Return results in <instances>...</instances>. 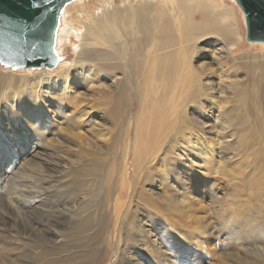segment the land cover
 I'll return each mask as SVG.
<instances>
[{"label": "bare ground", "instance_id": "obj_1", "mask_svg": "<svg viewBox=\"0 0 264 264\" xmlns=\"http://www.w3.org/2000/svg\"><path fill=\"white\" fill-rule=\"evenodd\" d=\"M113 1L102 0L100 7L92 9L86 7L84 0H71L65 3L60 8L58 24L54 32L56 66L53 69H44L36 74L19 77L11 73L0 75V93L5 94L3 105L7 104V107L13 105L12 108L21 111V117H18L15 112H11V108L7 110L9 114L6 116V128L0 127V147L4 149L9 147L14 151L24 149L25 145H21V140L26 137L19 128L22 124L30 131L35 128L40 130L37 134H42L45 138L53 135V129H47L53 116L48 115L46 104H52L54 115L62 110L61 105L65 104L69 113L62 111V117L69 126H74L72 115L78 114L75 116V121L81 129L71 141L78 151L86 152L88 147L93 153L117 151L124 159V166L118 168L117 178L109 182L110 189L117 191L115 219L122 216L119 224L121 228L116 232L122 231L128 227L129 222L126 218L130 203L139 200L136 196L137 185L146 176L149 179L154 176L159 177L166 168L167 162L173 159L186 163L187 154L192 150L199 151L204 158L212 155L209 143L207 144L204 139L206 141L204 144V136L198 129L193 128L190 122L192 119L188 123L190 114H187L190 107L194 109L197 106L194 105L199 104L196 110H199L197 113L201 116L205 107L203 100L212 96L208 82L202 81V72L207 75L210 73L202 71L203 66L201 69L193 70L191 65L194 57L200 59L205 57L199 52L212 48L213 52H217L222 58V69L225 71L226 80L224 84L229 96L225 93V100H222L225 103L222 102L220 107L219 104H215L211 111H214V114L216 112L217 124H220L219 128L223 134L230 132V136L233 130L231 127L235 124L230 116L235 112L236 132L241 136L239 142L244 149L240 158L242 180L238 179L237 185L242 188L243 194L251 199L245 202L251 209V219L246 225L264 226V42H249L250 45H260L259 51L233 54V49L242 44V36L239 24L236 22L234 5L226 0H137L126 1L121 5H115ZM231 1L236 3L235 0ZM66 12L73 15L65 20L62 17L61 22L62 14ZM70 35L75 38L72 46L74 60L71 65L67 62L61 63L59 55L61 52L59 43ZM3 73L0 71V74ZM101 73L102 75L99 76L98 74ZM74 80L88 81L92 85L88 88H93L91 90L97 95L95 107L107 108L110 111L109 119L106 118L104 111H96L92 103L89 108L82 107L71 112V109L76 107L70 83ZM15 85L19 87L18 92L10 94V89ZM8 100L12 103L6 102ZM209 102H212L211 99ZM132 103L137 109L139 108V115L135 119L130 110ZM144 106H146V114ZM28 108L30 110H27ZM92 108L95 111L92 112ZM204 117L207 122L208 116L205 114ZM168 118L173 122L171 127L167 126L169 128L165 127L167 124H163ZM99 119L107 121L102 124ZM108 120H111L112 127L107 126ZM253 134L261 137L262 145L260 150L251 152L250 147L253 142H250V139ZM33 140V136L30 135L26 143L31 145L38 143ZM52 146L49 147L54 149L55 147ZM172 169H177V164H173ZM79 170L82 171L81 165ZM86 174L89 173L85 172L82 179L78 180L76 189L79 190L77 189V195L74 193L76 195L73 197L74 203L83 202L84 196L89 193L84 185H92L93 177ZM130 177L133 178V181L132 179L130 181L135 183L131 199L129 198L131 183L128 182ZM251 179H256L258 185L252 183ZM253 184L257 186L256 189L252 188ZM72 187L75 189L73 185ZM123 196L126 197L125 201H120ZM18 206L22 208L19 204ZM34 207L41 210L37 204ZM72 208L76 209L75 204ZM187 209L181 210V213L185 217H192L193 214L188 213ZM45 230L51 237L59 235L50 227ZM8 247L0 248V257L8 261L15 260L19 255V252L15 253L17 247ZM126 248L127 251L133 249ZM120 249L119 251L123 248ZM78 254L80 257V253ZM120 254L124 257L121 252ZM9 264H12V261Z\"/></svg>", "mask_w": 264, "mask_h": 264}, {"label": "rangeland", "instance_id": "obj_2", "mask_svg": "<svg viewBox=\"0 0 264 264\" xmlns=\"http://www.w3.org/2000/svg\"><path fill=\"white\" fill-rule=\"evenodd\" d=\"M126 1L137 0H114L113 3L121 5ZM226 1L234 5L236 22L239 24L242 36V44L235 50L233 49V54L259 51L260 45H250L246 40L244 15L240 6L234 1ZM84 2L88 9H92L100 7L102 0H84ZM71 15L73 14L68 12L62 14L61 22L62 17L65 20ZM74 41V36L70 35L65 41H61L63 43H59L61 63L73 64ZM199 54L205 57L201 59L194 57L191 65L193 70L201 69L203 66L202 71L210 73L207 75L202 72V81L208 82L212 96L203 100L205 107L201 116L197 113L199 110H196L199 104H195L194 106H197L194 109L190 107L187 110V114H190L188 123L192 119L190 122L193 128L198 129L204 136V144L206 141L207 144L209 143L212 155L204 158L199 151L192 150L190 154H187L186 163L173 159L167 162L162 175L154 176L155 180L154 177L149 179L146 176L137 185L138 194L136 196L139 200L130 203L129 214L126 218L129 222L128 227L122 231L116 232L121 228L119 224L122 217L115 219L117 211L115 192L117 191L110 189L109 185L113 178H117L118 168L124 166L121 153L117 151H105L104 154L93 153L90 147L86 149V152L78 151L77 147L71 143L81 129L75 121V116L78 114L72 115L75 121H73L74 126H69L62 117V111L69 113L65 104L61 105L62 110L57 111L55 115L52 104H46L49 110L48 115L53 116L47 129L51 128L55 133L47 138L42 134H37L40 130L36 128L30 131L27 126H23L24 124L19 125L23 131L22 134L26 137L21 140V145H25L24 149L14 151L9 147L5 149L0 147V248L17 247L15 253L17 251L19 255L15 260H11L12 264H264V226H258V228L254 224L246 225L251 219V209L245 202L251 199L243 194L242 188L240 189L237 185L238 179L242 180L240 176L242 160L240 158L244 149L239 142L241 136L236 132L235 112H232L230 116L235 123L231 127L233 130L230 136V132L223 134L219 128L220 124H217L216 112L214 114V111H211L215 104H219L220 107L222 102L225 103L222 100H225V93H229L225 85L222 58L217 52L214 53L212 48L202 50ZM0 69L4 72L0 75L11 73L18 77L44 70L43 68L14 69L1 64ZM98 75L101 76L102 73ZM70 83L76 102V107L71 109L72 113L82 107L89 108L93 105L96 111H104L106 118L109 119L110 111L107 108L95 107L97 95L91 90L93 88H88L92 86L88 81L74 80ZM18 88L16 85L13 86L9 93L18 92ZM4 97L5 94L0 93V122L3 120L0 127L2 128L5 127L6 116L9 114L7 110L10 108L11 112L21 117V111L12 108L13 105L10 107H7V104L3 105ZM210 99L212 102H209ZM6 102L12 103L10 100ZM145 108L146 106H144L146 114ZM95 109L92 108V112ZM130 110L133 119L137 118L139 108L137 109L132 103ZM224 110L227 109L224 108ZM205 114L208 116L207 122ZM106 121L100 120L102 124ZM110 121L108 120L107 126L112 127ZM171 123L173 124L170 118L163 122L164 125L167 124L165 127L168 125L171 127ZM30 135L34 138L33 142L38 141V143L34 145L26 143ZM132 136L133 132L131 138ZM250 142H253L250 147L251 152L260 150L262 145L260 136L256 137L253 134ZM49 143L52 144L49 145ZM49 146L55 148L51 149ZM206 150L208 151L207 148ZM174 151L178 152V150ZM173 164H177V169H172ZM80 165L84 173L90 174L86 175L93 177V182L92 185H84L89 192L87 196H84L87 201L74 203L75 198L73 197H76L77 189L79 190V188L76 189V185L84 174L79 170ZM131 179L133 181V178H128V182L131 183L130 199L135 185L130 181ZM251 182L257 184L256 179H251ZM125 185L126 182L124 187ZM252 188L256 189L257 186L253 184ZM122 190L125 191L123 188ZM36 196H40L42 201ZM125 199L126 197L123 196L120 201H125ZM67 200L69 203L66 202ZM18 204L22 206L21 209ZM36 204L41 210L34 207ZM74 204L76 209L72 208ZM185 208H188V213L193 214L192 217L183 216L181 210ZM47 227L54 229L59 235L51 237L45 230ZM130 231H133V234ZM125 247H132L134 250L127 251ZM77 252L80 253V257ZM120 252L124 257L120 256ZM3 258L0 257L1 263L11 262Z\"/></svg>", "mask_w": 264, "mask_h": 264}, {"label": "water", "instance_id": "obj_3", "mask_svg": "<svg viewBox=\"0 0 264 264\" xmlns=\"http://www.w3.org/2000/svg\"><path fill=\"white\" fill-rule=\"evenodd\" d=\"M71 0H0V64L53 69L54 32L60 8ZM244 15L246 40L264 42V3L235 0Z\"/></svg>", "mask_w": 264, "mask_h": 264}, {"label": "snow or ice", "instance_id": "obj_4", "mask_svg": "<svg viewBox=\"0 0 264 264\" xmlns=\"http://www.w3.org/2000/svg\"><path fill=\"white\" fill-rule=\"evenodd\" d=\"M262 3H264V0H261Z\"/></svg>", "mask_w": 264, "mask_h": 264}]
</instances>
